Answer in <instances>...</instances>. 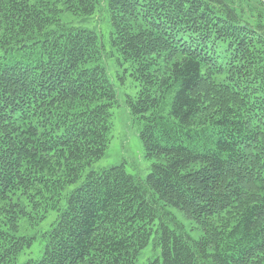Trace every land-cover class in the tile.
<instances>
[{"label":"trees","instance_id":"trees-1","mask_svg":"<svg viewBox=\"0 0 264 264\" xmlns=\"http://www.w3.org/2000/svg\"><path fill=\"white\" fill-rule=\"evenodd\" d=\"M103 3L146 179L84 173L116 92L98 33L63 15ZM51 211L42 255L19 263L36 240L21 221ZM151 242L145 264H264V0H0V264H136Z\"/></svg>","mask_w":264,"mask_h":264},{"label":"rangeland","instance_id":"rangeland-1","mask_svg":"<svg viewBox=\"0 0 264 264\" xmlns=\"http://www.w3.org/2000/svg\"><path fill=\"white\" fill-rule=\"evenodd\" d=\"M63 21L69 26L82 27L96 31L103 45L100 63L105 65L108 77L113 84L116 92L115 105L112 107V131L111 142L102 158L88 167L84 173L90 170L100 171L114 165L124 164L125 169L138 179H146L152 170L154 159H149L145 155V149L140 138L141 124L134 119L130 113L128 99L137 95L138 82L126 71V63L121 64L118 53L111 46L110 38L112 26L109 19L108 9L103 3L100 5L91 17H82L66 13L63 15ZM83 177L65 190V193L71 192L77 187ZM180 222L190 228V222L179 210L173 209ZM58 212L51 211L47 218L36 225H31L27 219L21 221L20 234L35 235L36 240L31 248L25 249L19 256L18 262L23 263L29 259L38 258L42 255L45 244L43 232L51 227L57 219ZM164 221L172 225L169 216ZM195 237L199 232L192 231ZM157 249L153 248V242L139 256L136 264H145L151 254H155Z\"/></svg>","mask_w":264,"mask_h":264}]
</instances>
